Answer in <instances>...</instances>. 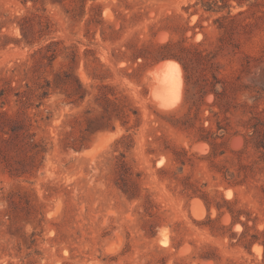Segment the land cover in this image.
Here are the masks:
<instances>
[{
  "label": "rangeland",
  "instance_id": "rangeland-1",
  "mask_svg": "<svg viewBox=\"0 0 264 264\" xmlns=\"http://www.w3.org/2000/svg\"><path fill=\"white\" fill-rule=\"evenodd\" d=\"M196 1L0 0V88L14 87L0 110L25 123L0 139V264H254L261 257L260 246L252 254L237 244L242 224L231 227L216 202L236 199L262 227L264 175L229 185L210 169V142L199 137L221 120L228 129L216 141L231 154L245 144L244 120L264 110V17L245 29L254 20L236 6L225 30L216 21L222 13ZM168 41L215 56L239 111L225 119L213 93L191 109L179 61L181 99L158 107L161 71L151 70L165 60L155 61ZM180 148L190 157L183 168L173 159ZM208 216L219 217L216 234Z\"/></svg>",
  "mask_w": 264,
  "mask_h": 264
},
{
  "label": "trees",
  "instance_id": "trees-1",
  "mask_svg": "<svg viewBox=\"0 0 264 264\" xmlns=\"http://www.w3.org/2000/svg\"><path fill=\"white\" fill-rule=\"evenodd\" d=\"M196 5H200L204 11L211 13H222L216 21H219V27L228 30L225 26L224 20H234L236 15L232 14V9L236 6L245 7L246 9L240 10L238 14H246L254 21L246 22L243 28L257 24L260 19L264 17V0H197ZM247 18H244L245 21ZM162 50L158 53V58L155 61L161 59H175L179 61L183 67L185 73L186 91L189 93L187 100L191 103V109L196 107L200 109L203 100L206 95L213 93L215 100L212 105H218L220 112H223L225 119H228V113H235L239 111L238 105L234 102L231 94L228 91V84L225 78L220 76V67L215 60V56L207 58V54L200 50L196 45L186 46L182 43H176L174 41H168L161 45ZM55 54V53H54ZM53 54V55H54ZM143 57H145L143 55ZM162 61V60H161ZM159 63V62H158ZM9 82V81H8ZM7 82V86L0 88V98L4 97L9 90L14 87ZM4 102L0 105L3 107ZM245 106V105H244ZM215 115L218 112L211 110ZM242 113H246L244 109ZM211 121V118L208 117ZM189 116L182 125L186 128H190L192 123L189 121ZM189 123V124H187ZM217 128L213 129L210 125L207 131L208 135H200V139H204L210 142L211 150L208 155L210 160V169L216 173H220L222 179L232 186H240L247 184L251 179H257V177L264 175V110L263 111H251V116L244 120V132L242 135L245 140L242 148L232 150L231 154L227 152L225 148H222L223 144H218L216 138L218 136L217 131H226L228 127L222 124L221 120H217ZM25 123L21 119H17L14 115L10 114L7 110H0V139H4L5 134H17L19 129H22ZM215 135V136H214ZM173 159L182 168L186 162L190 159L188 151L185 148L174 149ZM220 158V162L215 159ZM121 174L128 173L129 167L126 163L122 162ZM161 170H165L164 168ZM185 185H191L189 182ZM190 186H185L189 189ZM260 188L264 192V183L260 185ZM126 192V190H125ZM196 193V192H194ZM207 199V198H205ZM150 200V199H148ZM236 199H226L223 197V203L216 202L219 214L222 215L227 211L231 215L232 223L231 227L235 223H241L243 229L241 230L237 239V244L242 245L249 253L253 254V247L262 248L261 257H257L254 264H264V225L259 226V217H251L252 212L243 208H237ZM150 205L153 203L150 200ZM150 211V209L147 208ZM246 214V219H241L242 214ZM219 218V217H218ZM218 218H212L208 216L207 224L211 225L212 233L216 234L219 228L217 225ZM253 220V224L249 221ZM225 228V226H221ZM220 235H225V232H218ZM237 235V233H234ZM258 245V246H257Z\"/></svg>",
  "mask_w": 264,
  "mask_h": 264
},
{
  "label": "clouds",
  "instance_id": "clouds-1",
  "mask_svg": "<svg viewBox=\"0 0 264 264\" xmlns=\"http://www.w3.org/2000/svg\"><path fill=\"white\" fill-rule=\"evenodd\" d=\"M160 87L154 92V101L162 109H169L181 99V71L169 65L159 74Z\"/></svg>",
  "mask_w": 264,
  "mask_h": 264
},
{
  "label": "bare ground",
  "instance_id": "bare-ground-1",
  "mask_svg": "<svg viewBox=\"0 0 264 264\" xmlns=\"http://www.w3.org/2000/svg\"><path fill=\"white\" fill-rule=\"evenodd\" d=\"M167 36V35H166ZM165 37V36H164ZM163 37V38H164ZM169 65H176V66H178L179 67V69H180V71L182 72V68H181V65L177 62V61H175V60H169V59H166V60H162V61H160L158 64H157V66L153 69V70H151L152 72L151 73H153V74H155V75H157L158 76V73L160 72V71H162V70H164V69H166ZM159 77V76H158ZM159 79V78H158ZM181 83H182V77H181ZM182 90V89H181ZM239 139V138H238ZM198 142V141H197ZM236 146H238V145H236ZM239 147V146H238ZM209 148V147H208ZM208 150V149H207ZM194 199V198H193ZM197 199V198H196ZM196 199H194V201H196ZM202 203V202H201ZM205 206V205H204ZM195 207V206H194ZM193 207V208H194ZM196 208V207H195ZM204 209V208H203ZM211 214V213H210ZM195 215V214H194ZM213 216H215V215H213ZM224 216V215H223ZM203 217V216H202ZM230 217V216H229ZM197 218H198V216H197ZM228 218V217H227ZM235 227V226H234ZM241 227V226H240ZM243 227V226H242Z\"/></svg>",
  "mask_w": 264,
  "mask_h": 264
}]
</instances>
